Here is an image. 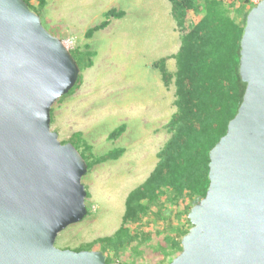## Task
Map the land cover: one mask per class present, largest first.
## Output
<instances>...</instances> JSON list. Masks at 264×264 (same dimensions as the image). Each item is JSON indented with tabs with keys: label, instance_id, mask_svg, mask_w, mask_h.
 <instances>
[{
	"label": "water",
	"instance_id": "obj_1",
	"mask_svg": "<svg viewBox=\"0 0 264 264\" xmlns=\"http://www.w3.org/2000/svg\"><path fill=\"white\" fill-rule=\"evenodd\" d=\"M71 50L25 0H0V264H121L103 250L61 249L87 214V162L51 129L53 104L76 84ZM239 73L246 83L225 135L208 151L206 194L167 264H264V0L247 11Z\"/></svg>",
	"mask_w": 264,
	"mask_h": 264
},
{
	"label": "rangeland",
	"instance_id": "obj_2",
	"mask_svg": "<svg viewBox=\"0 0 264 264\" xmlns=\"http://www.w3.org/2000/svg\"><path fill=\"white\" fill-rule=\"evenodd\" d=\"M31 4L50 33L65 42L73 40L70 49L84 52L88 44L95 54L93 66L81 65L80 87L53 104L51 129L62 143L73 133H82L95 155L115 148L125 150L116 160L88 168L82 177L90 212L61 231L55 241L58 248L74 250L119 228L127 194L157 164L156 154L170 137L165 125L175 111V86L172 82L165 87L160 71L151 64L178 51L180 32L169 0H47L44 8H39L36 0ZM113 7L124 10V17L111 18L105 29L86 38V30L103 21L104 12ZM167 68L176 70L174 58L167 60ZM122 123L126 124L125 132L110 140L108 134ZM162 225L153 214L145 217L138 228L153 233L152 240H136L113 254V262L163 263L159 254L144 260L134 250L138 245V251L147 255L152 245L163 243Z\"/></svg>",
	"mask_w": 264,
	"mask_h": 264
},
{
	"label": "trees",
	"instance_id": "obj_3",
	"mask_svg": "<svg viewBox=\"0 0 264 264\" xmlns=\"http://www.w3.org/2000/svg\"><path fill=\"white\" fill-rule=\"evenodd\" d=\"M34 10L32 0H25ZM44 8L47 0H36ZM171 14L180 32V47L175 54L152 62L161 73L165 87L175 86V111L165 127L169 139L157 152V164L149 176L132 189L125 199V210L119 228L109 236L94 239L86 246L74 250H103L107 262L112 255L130 247L136 240L145 243L153 233L138 228L149 214L163 223V243L152 245L147 252L136 255L150 259L159 254L163 263L173 259L181 251V238L191 226L186 218L189 208L203 198L209 184L208 151L225 135L227 125L241 103L246 83L239 73L240 40L247 11L254 5L252 0H169ZM126 12L110 8L105 19L85 32L86 38L110 24V19H120ZM84 52H71L82 70L94 62L93 51L86 44ZM174 58L176 70L169 71L167 60ZM82 65V68H81ZM82 83L79 74L76 84L63 96L75 92ZM61 96V97H63ZM60 97V98H61ZM52 117V110H51ZM52 122V119H51ZM122 123L109 134L116 140L125 132ZM75 132L69 139L79 150L90 169L93 165L120 158L123 148H115L95 155L91 146ZM87 196L89 193L87 192ZM156 207V211H153ZM87 214L90 210L87 208ZM91 245V246H90ZM90 247V248H89ZM146 258V259H145Z\"/></svg>",
	"mask_w": 264,
	"mask_h": 264
},
{
	"label": "built area",
	"instance_id": "obj_4",
	"mask_svg": "<svg viewBox=\"0 0 264 264\" xmlns=\"http://www.w3.org/2000/svg\"><path fill=\"white\" fill-rule=\"evenodd\" d=\"M254 3L255 2H257L258 0H252ZM65 42V41H64ZM65 44L67 45V47L69 48V46H71V45H74V42H73V40L72 39H69V40H67L66 42H65ZM70 49V48H69ZM73 49V48H72ZM72 49H70V50H72ZM74 49H75V47H74Z\"/></svg>",
	"mask_w": 264,
	"mask_h": 264
}]
</instances>
